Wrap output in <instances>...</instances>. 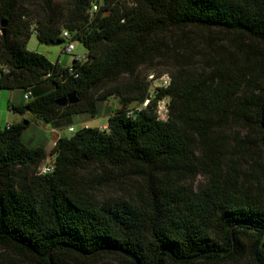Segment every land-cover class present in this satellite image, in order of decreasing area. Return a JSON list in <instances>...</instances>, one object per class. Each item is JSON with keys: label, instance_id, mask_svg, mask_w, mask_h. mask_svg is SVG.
I'll list each match as a JSON object with an SVG mask.
<instances>
[{"label": "trees", "instance_id": "obj_1", "mask_svg": "<svg viewBox=\"0 0 264 264\" xmlns=\"http://www.w3.org/2000/svg\"><path fill=\"white\" fill-rule=\"evenodd\" d=\"M41 1L33 13L0 0V90L52 86L10 110L53 124L114 97L120 107L50 151L24 144L23 123L0 128V264H264V0ZM63 29L84 60L64 68L27 49L32 34L63 44ZM191 30L224 34L225 56L197 69L166 60L163 38ZM154 63L171 84L151 97L140 76ZM227 125L245 133L236 147ZM130 176L135 196L98 194Z\"/></svg>", "mask_w": 264, "mask_h": 264}, {"label": "rangeland", "instance_id": "obj_2", "mask_svg": "<svg viewBox=\"0 0 264 264\" xmlns=\"http://www.w3.org/2000/svg\"><path fill=\"white\" fill-rule=\"evenodd\" d=\"M24 4L30 6V11L33 13L41 10L43 7V2L41 0H22ZM227 37L215 30H191L185 31L183 33L171 32L163 38L164 51L167 56L166 60L170 61L173 56L179 54L181 58H186V65L192 66L197 69L199 66H205L207 63L213 62L221 57L225 56L222 46L226 44ZM75 50L72 53H65L64 47L66 42L61 45H49L40 43L36 37V34H32L29 42L27 44V49L39 54L44 55L52 63L59 62L65 67H70L73 61L78 58H84L86 50L84 46L79 42H74ZM264 58H262L263 60ZM159 64V63H158ZM169 68L159 67L154 63L144 69L141 73L140 78L144 79L150 84L149 76L155 74L159 76L165 72L169 73ZM151 89V84H150ZM0 128L4 129L8 124H14L16 121L21 120L20 114L15 113L10 110V105H19L23 103L22 93L19 90L8 91L0 90ZM100 114L96 117H91L89 115L85 116H74L70 119L60 120L63 123V127L57 130V133L52 132V124H46L33 114L29 112V118L26 121L31 125V121H34L33 125L35 128L30 127L27 130L22 140L24 144L28 147H35L38 145V140H49L52 138V142L55 143L59 136L60 137H72L77 131L83 129L84 127H97L99 129H105L108 124V114L112 112V109H118L120 107L119 100L114 97L107 102H102L99 104ZM74 129L73 132L69 131V128ZM222 133L226 139H228L233 147L238 144L239 140L243 139L245 133L238 131L235 127L227 125L223 128ZM232 153H236L237 148L233 149ZM256 152L264 159V149L262 147H257ZM244 159V162L248 161ZM48 158L43 165L49 163ZM205 179L201 176L195 178L193 182V187H197L203 184ZM142 182L135 178L134 176L119 178L117 181L103 184L98 189V194L101 198L107 197H131L135 196L137 191L142 187Z\"/></svg>", "mask_w": 264, "mask_h": 264}, {"label": "built area", "instance_id": "obj_3", "mask_svg": "<svg viewBox=\"0 0 264 264\" xmlns=\"http://www.w3.org/2000/svg\"><path fill=\"white\" fill-rule=\"evenodd\" d=\"M98 10V7L95 5L93 7V11L92 12H96ZM62 39L64 40V43L66 42V46L64 47V52L69 54L72 53L75 50V45H74V41H73V34L67 30V29H63L62 30V34H61ZM81 61L84 60V58H78ZM149 80H150V84H151V89H150V94L151 97H155L156 94L158 93L159 89H166L167 87L170 86L171 84V76L169 73L165 72L159 76H156L155 74H151L149 76ZM0 97H1V93H0ZM32 97V91H27L24 94V100L28 101L30 98ZM150 99H147L142 106L145 107L148 105ZM141 106V107H142ZM158 114L161 116V118L165 119L167 116V112H168V107H167V103L165 100L160 101L158 104ZM70 132H73L74 129L73 128H69ZM53 170V163L49 162L45 165H43L40 169V173L41 174H47L52 172Z\"/></svg>", "mask_w": 264, "mask_h": 264}, {"label": "crops", "instance_id": "obj_4", "mask_svg": "<svg viewBox=\"0 0 264 264\" xmlns=\"http://www.w3.org/2000/svg\"><path fill=\"white\" fill-rule=\"evenodd\" d=\"M85 55H86V53H85ZM60 64V63H59ZM61 65V64H60ZM62 67H64L65 68V66H63V65H61ZM52 89V86H51V84L50 83H45V84H43V85H41V86H39V87H37V88H34L33 90H32V94H33V96H39V95H41V94H43V93H46V92H49L50 90ZM21 92V91H20ZM22 93V92H21ZM22 97H23V103H26V101L24 100V95L22 94ZM22 104V103H21ZM13 105V104H12ZM20 105V104H19ZM20 117L22 118L21 120H19V121H16V123H23L26 127H27V129L25 130V132L27 131V130H29L30 129V127H33V128H35L33 125H35L34 124V121H31V125H30V122L28 123L27 121H26V118H29L30 116H29V112H27V113H25L24 115H20ZM26 123V124H25ZM63 123H65V122H59V121H57V122H55V123H53L52 124V129H53V131L52 132H55V133H57V130H59L61 127H63L64 125H63ZM107 126V125H106ZM70 128H72V127H70ZM24 132V133H25ZM59 138H61L60 136H59ZM58 138V139H59ZM52 138L50 137V139L49 140H38L37 142H38V145L37 146H41V147H43L46 151H50L53 147H54V145H55V143L57 142H55V143H53L52 141Z\"/></svg>", "mask_w": 264, "mask_h": 264}, {"label": "water", "instance_id": "obj_5", "mask_svg": "<svg viewBox=\"0 0 264 264\" xmlns=\"http://www.w3.org/2000/svg\"><path fill=\"white\" fill-rule=\"evenodd\" d=\"M3 26H5V24H3ZM57 45H60L61 43L60 42H57L56 43ZM78 100L76 98V96L74 94L66 97V98H63L61 99L58 104L61 105V106H64V105H67V104H74L76 103ZM26 124V123H25Z\"/></svg>", "mask_w": 264, "mask_h": 264}]
</instances>
